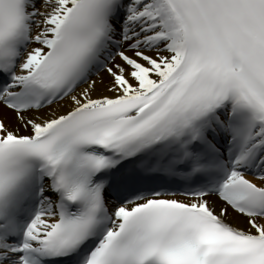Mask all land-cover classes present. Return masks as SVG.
I'll return each instance as SVG.
<instances>
[{"label": "snow or ice", "instance_id": "6c2138e0", "mask_svg": "<svg viewBox=\"0 0 264 264\" xmlns=\"http://www.w3.org/2000/svg\"><path fill=\"white\" fill-rule=\"evenodd\" d=\"M0 264H264V0H0Z\"/></svg>", "mask_w": 264, "mask_h": 264}]
</instances>
